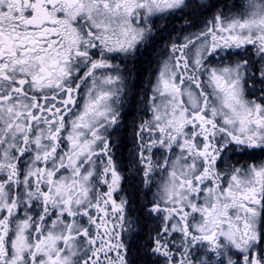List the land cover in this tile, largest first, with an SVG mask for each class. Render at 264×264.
<instances>
[{
    "label": "snow or ice",
    "instance_id": "snow-or-ice-1",
    "mask_svg": "<svg viewBox=\"0 0 264 264\" xmlns=\"http://www.w3.org/2000/svg\"><path fill=\"white\" fill-rule=\"evenodd\" d=\"M0 264H264V0H0Z\"/></svg>",
    "mask_w": 264,
    "mask_h": 264
}]
</instances>
